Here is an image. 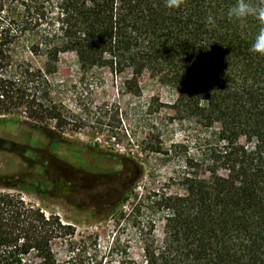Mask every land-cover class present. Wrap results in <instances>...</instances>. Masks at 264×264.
I'll return each instance as SVG.
<instances>
[{"label":"trees","instance_id":"trees-1","mask_svg":"<svg viewBox=\"0 0 264 264\" xmlns=\"http://www.w3.org/2000/svg\"><path fill=\"white\" fill-rule=\"evenodd\" d=\"M27 1L0 0V116L18 110L40 129L77 131L49 79L59 55L72 52L81 75L130 68L126 83L138 93L135 79L147 71L174 89L176 114L218 123L207 153L186 158L180 192L154 188L135 204L142 261L125 255L117 264H264V56L250 51L258 22L229 19L236 0H184L175 9L166 0H57L48 16L54 28L42 30L46 14ZM27 35L36 38L29 46ZM25 53L43 56V65ZM137 182L123 185L117 201ZM74 235L57 214L0 191V264H63L52 242Z\"/></svg>","mask_w":264,"mask_h":264},{"label":"rangeland","instance_id":"rangeland-1","mask_svg":"<svg viewBox=\"0 0 264 264\" xmlns=\"http://www.w3.org/2000/svg\"><path fill=\"white\" fill-rule=\"evenodd\" d=\"M56 1H27L34 12L46 14L40 29L54 28L48 16ZM35 39L27 35L24 45ZM25 56L39 66L45 60ZM131 77L130 68L106 66L81 75L75 55L61 53L49 79L56 100L74 115L77 131L59 135L40 129L23 122L18 110L0 116V191L19 193L75 228L71 240L52 242L60 263L117 264L125 255L140 263L133 207L154 188L180 192L178 177L186 158L201 159L218 127L176 114L169 107L174 89L147 71L135 79L138 93L128 88ZM136 176L127 199L117 201L123 185ZM154 235L159 245L163 232L158 220Z\"/></svg>","mask_w":264,"mask_h":264},{"label":"clouds","instance_id":"clouds-1","mask_svg":"<svg viewBox=\"0 0 264 264\" xmlns=\"http://www.w3.org/2000/svg\"><path fill=\"white\" fill-rule=\"evenodd\" d=\"M183 3L184 0H166V6L169 9L179 8ZM227 16L237 22H244L249 18H253L258 22L259 28L251 43L250 51L264 56V6H258L254 3V0H236L228 9ZM207 22L214 24V17L209 15Z\"/></svg>","mask_w":264,"mask_h":264}]
</instances>
